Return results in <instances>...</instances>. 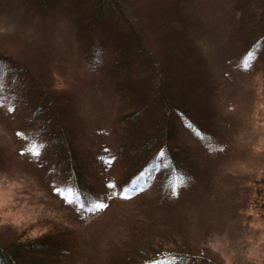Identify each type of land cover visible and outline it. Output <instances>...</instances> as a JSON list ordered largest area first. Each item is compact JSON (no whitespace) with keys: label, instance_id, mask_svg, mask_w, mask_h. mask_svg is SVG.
<instances>
[{"label":"rangeland","instance_id":"rangeland-1","mask_svg":"<svg viewBox=\"0 0 264 264\" xmlns=\"http://www.w3.org/2000/svg\"><path fill=\"white\" fill-rule=\"evenodd\" d=\"M43 1L0 0V53L40 77L68 138L40 146L41 95L0 90V243L55 233L51 264H264V0H108L101 37L96 0ZM150 60L193 122L151 101ZM157 127L178 177L170 151H140Z\"/></svg>","mask_w":264,"mask_h":264},{"label":"trees","instance_id":"trees-1","mask_svg":"<svg viewBox=\"0 0 264 264\" xmlns=\"http://www.w3.org/2000/svg\"><path fill=\"white\" fill-rule=\"evenodd\" d=\"M47 2L48 0H44L42 2V7H48ZM108 4H109L108 0H99L98 2L97 0L95 1V7H94L95 11L93 14L94 16L90 19L88 23L89 24L88 27L92 29L95 32V34L97 33V31H101L104 28L103 24H104L105 16L104 14H102V11H104V9H107ZM262 28L264 30V24ZM262 33L263 34L259 35L258 38H256L255 40L256 42L261 41V43H263L264 31ZM97 34H98L96 35L97 37H101V33L98 32ZM99 42H102L101 39H99ZM101 46L102 44L99 43V46L96 50L100 51ZM96 50L95 53L97 54L98 52ZM144 52L145 51L143 49L139 48L137 49L136 55L133 56L129 55V58L134 59L136 66L139 65L140 62L147 65L145 60H141L140 57L137 56L138 54ZM148 66L151 67L153 71L155 70L156 74L159 75L157 79L158 82L156 84L158 90L155 94L151 96V101L154 100L159 105L161 110H163L164 108L165 110L167 109L168 111L175 109L182 116L186 117L189 122L191 121L193 122V118H191V116L188 114L186 109H184L183 107L182 104L183 102L181 101V98H183L184 96H181L179 90L178 91L171 90L172 88L175 87L172 86V82L166 78L165 76L166 73L165 72L164 74L161 73L160 67L158 66L152 67L151 60H150V65L148 64ZM119 67H120V62L118 63V68ZM30 68L31 67L28 65V62L25 61L24 59L18 57L16 58L15 56H12L10 54L0 53V87H2V89H0L2 91L1 94L6 95V100H5L6 102L19 101L20 99H23L22 98L23 95H27L30 98L37 100V96L40 94L41 100L38 101V103L36 104L37 107H35L34 110L30 108V111L32 110L33 112L32 114L35 116L37 120H39V124L37 123L38 124L37 133L33 132L40 139L39 145L41 146L42 144L50 142V140L55 141L56 134H58V132L61 134V138L64 139L61 140V142L66 144L65 139H67L68 137L65 133L62 132L61 124L59 122L60 120L57 112L58 101L52 98L50 95H48V93L50 92L48 87L44 85L40 77L37 76ZM127 72L129 74L130 69L125 67V72L123 73L121 72L119 74L125 77L128 75ZM6 78L10 79L9 83L5 81ZM13 88H16L17 91L13 90L12 92L9 93L8 90H12ZM176 98H178L177 102L178 104H180V107L173 106L175 104L174 102ZM46 100L48 101L51 110L48 109ZM149 106L150 104L149 105L146 104L145 107L147 108ZM129 116H130V120H133L137 117V112L134 111ZM148 118L152 121L151 117L148 116ZM153 123L155 122H152V125L150 127L153 126ZM158 126L161 127L160 125ZM159 127L152 128V130L149 131H147L148 129L141 128L142 132L141 131L140 132L142 133L141 136L142 140L140 142L142 143L141 144L142 150L140 151L144 152L145 151L144 149L156 150V153L153 158L156 157L159 150H164L166 152L170 151L168 156H170L171 159L174 158L175 161L173 162L174 163L173 168L169 169L168 172H170V176L178 177V175L184 173L185 169L187 168L184 166V162L181 159L177 158L172 142L171 141H168V143L163 142V140L167 141L165 136H167L168 133L164 134V132L160 130ZM166 131H172V130L166 129ZM162 138L164 139L161 140ZM66 146L70 148L68 144ZM70 166L73 170L74 165L71 164ZM183 167H185V169ZM260 201L262 200L258 199V203ZM260 203L262 204L263 202ZM20 239L14 238L13 236L11 240L4 243H0V258L2 259V262L4 260L8 264H51V262L47 258L49 254H51L50 256H52L55 255V253L57 254L58 252L60 253V251L64 253V250H62L63 248L61 250H59L60 248L56 250L57 245L60 244V242L58 241L59 238L55 237V233H53L50 240H48L47 237L45 236L35 237V238H31L30 236L29 238L25 237ZM45 239L48 240V242ZM57 241L59 242L58 244H56ZM2 262H0V264H3ZM207 264H212V263H207Z\"/></svg>","mask_w":264,"mask_h":264},{"label":"snow or ice","instance_id":"snow-or-ice-1","mask_svg":"<svg viewBox=\"0 0 264 264\" xmlns=\"http://www.w3.org/2000/svg\"><path fill=\"white\" fill-rule=\"evenodd\" d=\"M248 66H249V65H248L247 63L244 64V67H245V68H247ZM9 110H11V109H9ZM27 151L31 152L34 156L39 155V152H38V151H35V150H34V147H33V148H29V149H27ZM181 183H183V181H181ZM136 190H142V189H136ZM172 192H173V195L176 194V188H175V187H173ZM105 207H107L106 204H103V203H96V204L93 206V208L89 209V211H98V210H101V209H103V208H105Z\"/></svg>","mask_w":264,"mask_h":264},{"label":"bare ground","instance_id":"bare-ground-1","mask_svg":"<svg viewBox=\"0 0 264 264\" xmlns=\"http://www.w3.org/2000/svg\"><path fill=\"white\" fill-rule=\"evenodd\" d=\"M186 118V117H185ZM187 119V118H186ZM188 120V119H187ZM189 122V121H188ZM189 123H191V122H189ZM193 125V124H192ZM172 169V168H171ZM183 257H184V255H183ZM156 259V261H160V259H161V256H159V257H156L155 258ZM152 260H154V258H152V259H150V261L149 262H151ZM149 262H147V263H149ZM167 262L169 263V264H171V260L168 258L167 259ZM156 263V262H155Z\"/></svg>","mask_w":264,"mask_h":264}]
</instances>
